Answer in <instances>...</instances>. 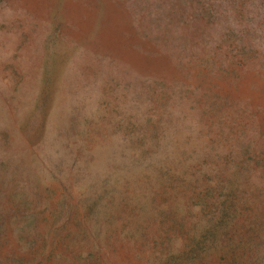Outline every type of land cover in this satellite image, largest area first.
I'll return each instance as SVG.
<instances>
[{
  "label": "rangeland",
  "instance_id": "obj_1",
  "mask_svg": "<svg viewBox=\"0 0 264 264\" xmlns=\"http://www.w3.org/2000/svg\"><path fill=\"white\" fill-rule=\"evenodd\" d=\"M0 264H264V0H0Z\"/></svg>",
  "mask_w": 264,
  "mask_h": 264
}]
</instances>
